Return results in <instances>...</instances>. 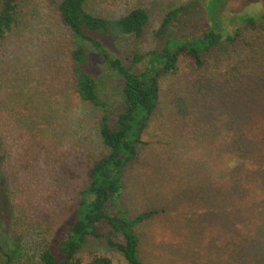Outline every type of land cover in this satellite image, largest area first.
Wrapping results in <instances>:
<instances>
[{"label": "rangeland", "instance_id": "1", "mask_svg": "<svg viewBox=\"0 0 264 264\" xmlns=\"http://www.w3.org/2000/svg\"><path fill=\"white\" fill-rule=\"evenodd\" d=\"M206 4L87 0L89 11L112 22L131 8L146 10L141 36L114 32L109 42L111 54L125 63L134 52L160 50L168 38H189L208 28ZM174 8L182 9L177 21L163 27ZM221 15L226 30L238 31L239 38L207 53L202 68L180 59L176 73L161 78L139 156L125 169L122 188L108 208L109 214L127 217L157 211L137 228L143 264H264V198L255 207L256 194L228 191L236 184L228 175L227 154L236 131L225 127L238 103L264 108V0H225ZM244 17L255 24L245 25ZM77 45L90 54L100 98L115 114L122 90L117 73L90 44L79 43L59 25L47 0H17L16 25L0 55V264H41L44 250H56L75 219L90 161L107 152L97 130L101 111L75 91ZM230 63L240 68L231 83H203V74L224 72ZM200 84L208 85V93ZM181 99L186 113L179 111ZM259 131L264 134V123ZM97 254L111 258V264H128L102 241H91L82 251L84 259Z\"/></svg>", "mask_w": 264, "mask_h": 264}, {"label": "trees", "instance_id": "2", "mask_svg": "<svg viewBox=\"0 0 264 264\" xmlns=\"http://www.w3.org/2000/svg\"><path fill=\"white\" fill-rule=\"evenodd\" d=\"M47 1L59 25L69 31L79 43L90 44L104 64L117 73L122 90L118 111L110 114L109 105L100 98L98 83L89 70L92 58L81 45H77L72 53L78 64L75 67V91L82 102L101 111L97 130L100 144L107 152L90 161L86 170V185L80 190V199L74 207V221L66 235L56 242V250H44L39 260L41 264H111V258L105 255L97 254L89 259L82 256L88 243L102 241L107 248L121 253L128 264H143L139 258L140 238L137 228L155 216L157 211L151 209L139 212L134 217H127L109 214L108 208L122 188L125 169L136 162L139 156V146L143 144L144 133L157 109L160 80L176 73L180 59L190 60L197 68H202L207 53L221 44H232L240 34L236 30L229 33L225 28L221 15L225 0H207L206 11L211 23L208 28L189 38H168L160 50L145 54L134 52L129 62L125 63L122 58L111 54L109 42L114 32L141 36L148 20L145 9L131 8L112 22L89 11L87 0ZM181 11V8L170 9L162 26L175 23ZM16 21L17 0H0V55L2 44ZM243 22L247 26L255 24V20L250 17H244ZM223 69L203 74V83H207L208 79L212 80L211 83L217 80L231 83L235 71H240L233 63L224 72ZM218 87V84L214 85L215 90ZM198 88L203 89V93H208L207 84H200ZM185 107V102L179 100L178 108L181 113H186ZM233 109L237 112L230 114L225 127L236 131L233 145L228 144L230 147L227 152L228 175L236 184L232 183L228 191L240 197L248 196V193L256 194L253 200L255 207H259L262 203L256 200L264 198V134L259 131V124L264 123V108L258 110L257 105H252L250 109H244L241 102ZM200 126V129L207 130L212 135L210 127ZM248 126L250 131H245L243 128ZM241 178L248 186L245 189L241 188Z\"/></svg>", "mask_w": 264, "mask_h": 264}]
</instances>
